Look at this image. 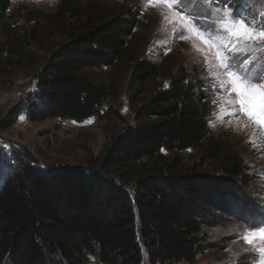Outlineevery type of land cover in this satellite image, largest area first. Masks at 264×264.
<instances>
[{
	"label": "trees",
	"instance_id": "trees-1",
	"mask_svg": "<svg viewBox=\"0 0 264 264\" xmlns=\"http://www.w3.org/2000/svg\"><path fill=\"white\" fill-rule=\"evenodd\" d=\"M10 2L0 0V26L12 18ZM77 2L62 0L52 14L77 24L16 113L31 124L98 117L124 83L133 91L159 75L131 49L133 12L96 15ZM164 79L136 123L105 145L97 170L23 159L4 175L0 264H195L207 251L203 231L227 213L228 199L246 200L245 168L229 136L207 126L209 102L185 67ZM245 202L260 221L261 209Z\"/></svg>",
	"mask_w": 264,
	"mask_h": 264
},
{
	"label": "rangeland",
	"instance_id": "rangeland-1",
	"mask_svg": "<svg viewBox=\"0 0 264 264\" xmlns=\"http://www.w3.org/2000/svg\"><path fill=\"white\" fill-rule=\"evenodd\" d=\"M61 1L11 0L9 14L12 18L0 26V182L15 163L23 159L41 168L67 164L97 170L101 167L105 145L117 133L136 123L154 89L162 84L166 87L164 78L171 69L183 65L209 102L211 114L207 126L213 132L225 133L237 146L245 168L246 186H242L245 201L256 204L258 210L264 212V127L241 112L238 104L227 102L235 98V93L226 92L219 82L227 81L228 77L221 73L213 80L210 75L220 73L215 50L195 37L181 39L180 25L165 19V16L171 18L173 13L163 4L153 7L147 0L77 2L80 10H90L96 15L133 12L138 25L131 49L139 52L138 60L158 65L156 78L133 91L124 83L115 106L103 107L98 117L79 123L48 119L31 124L24 112L16 114L24 107L28 96L36 93V73L59 46L70 41L68 30L77 24V19L71 20L69 13L57 19L53 17ZM186 2L185 13L200 15L203 20L205 5L198 0ZM216 6H221L219 0ZM232 6L229 4V8ZM83 20L80 19L78 25H82ZM31 33H35L34 40L29 36ZM252 55L259 58L258 64L264 63V44L256 45ZM238 119L242 120L241 127L236 126L240 122ZM245 201L237 203L228 199L231 213L219 211L218 220L203 231L207 251L195 264H255L258 257L241 239L249 230L248 218L255 214V209L249 213L242 209L247 206Z\"/></svg>",
	"mask_w": 264,
	"mask_h": 264
},
{
	"label": "snow or ice",
	"instance_id": "snow-or-ice-1",
	"mask_svg": "<svg viewBox=\"0 0 264 264\" xmlns=\"http://www.w3.org/2000/svg\"><path fill=\"white\" fill-rule=\"evenodd\" d=\"M198 2L206 7L203 20L200 15L185 13L186 0H147L149 6L163 4L173 13L165 19L180 25L181 39L195 37L215 50L220 73H211L212 79L217 80L221 73L226 75L227 81H220L219 86L229 94L235 93V98L227 102L238 104L241 112L264 127V63L258 64L259 58L252 55L256 45L264 44V0H219L220 7L216 0ZM229 4L233 6L229 8ZM197 50L202 51L199 47ZM256 220L255 216L248 218L250 227L241 239L258 257L255 264H264V212L258 224Z\"/></svg>",
	"mask_w": 264,
	"mask_h": 264
},
{
	"label": "bare ground",
	"instance_id": "bare-ground-1",
	"mask_svg": "<svg viewBox=\"0 0 264 264\" xmlns=\"http://www.w3.org/2000/svg\"><path fill=\"white\" fill-rule=\"evenodd\" d=\"M238 121H240L239 123H238V125H236L237 127H241V119H238Z\"/></svg>",
	"mask_w": 264,
	"mask_h": 264
}]
</instances>
